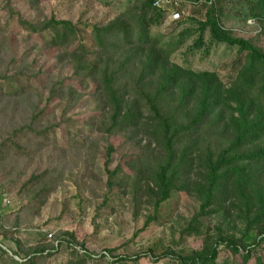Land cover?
<instances>
[{"label":"trees","instance_id":"trees-1","mask_svg":"<svg viewBox=\"0 0 264 264\" xmlns=\"http://www.w3.org/2000/svg\"><path fill=\"white\" fill-rule=\"evenodd\" d=\"M155 1L133 0L106 24L55 17L39 23L20 19V24L35 33L50 32L52 46L96 52L76 71L97 83L96 100L105 115L100 131L126 132L141 145L131 165L135 180L129 186L135 203H145L157 214L173 191L198 200V210L183 232L204 237L200 247L178 257L177 264H220V258H226L225 264H264V49L233 34L223 20L228 5L245 1V18L252 19L264 36V0H181L193 8L205 6L204 19L167 42L164 34L152 30L168 15ZM220 45L234 53L225 65L230 69L227 81L215 71L194 69L188 63L189 56L198 54L207 59ZM183 47L182 63L174 62L172 55ZM53 134L52 127L24 123L0 140V158L8 152L18 158L33 155L50 143ZM108 173L105 200L116 186V169ZM41 179L30 176L21 193ZM54 187L35 189L29 200L35 213ZM225 208L244 209L245 229L239 237L222 229L210 232L205 226ZM8 232L5 229L3 236ZM66 235L75 240L72 233ZM53 247H29L17 264H44ZM86 262L79 258L70 264Z\"/></svg>","mask_w":264,"mask_h":264},{"label":"rangeland","instance_id":"rangeland-1","mask_svg":"<svg viewBox=\"0 0 264 264\" xmlns=\"http://www.w3.org/2000/svg\"><path fill=\"white\" fill-rule=\"evenodd\" d=\"M132 2L0 0V140L28 122L54 131L50 143L33 155L18 158L8 152L0 158V245L6 248L0 249V264H17L26 249L47 244H53L54 252L44 264H70L79 258H86V264H177L178 257L200 247L204 233L183 232L198 210L194 196L173 191L157 214L147 204L135 203L129 186L135 180L131 165L141 145L126 132L100 131L105 115L96 100L97 83L76 71L96 52L80 54L74 45L70 50L52 46L50 32L35 33L20 24V19L39 23L51 17L106 24ZM180 5L179 24L167 9L162 25L152 28L164 34L166 42L204 19L205 6ZM228 9L223 14L225 27L264 49L257 24L245 18L246 2H235ZM83 35L89 39L86 29ZM182 51L184 47L172 55L174 62L182 63ZM233 55L220 45L207 59L198 54L189 56L188 63L194 69L215 71L227 81L230 69L225 65ZM115 169L116 186L105 200L108 170ZM32 175L42 176L40 184L21 193ZM43 185L55 187L35 213L29 200ZM205 222L210 232L222 229L239 237L245 229L244 209L225 208ZM225 259L220 258V264Z\"/></svg>","mask_w":264,"mask_h":264},{"label":"built area","instance_id":"built-area-1","mask_svg":"<svg viewBox=\"0 0 264 264\" xmlns=\"http://www.w3.org/2000/svg\"><path fill=\"white\" fill-rule=\"evenodd\" d=\"M181 2V0H156L155 4L162 10L171 9V16L175 20L180 18L181 13L183 12L179 8Z\"/></svg>","mask_w":264,"mask_h":264}]
</instances>
